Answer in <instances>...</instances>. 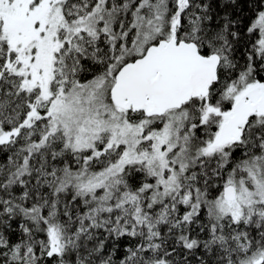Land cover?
Returning <instances> with one entry per match:
<instances>
[{"label":"snow or ice","instance_id":"6c2138e0","mask_svg":"<svg viewBox=\"0 0 264 264\" xmlns=\"http://www.w3.org/2000/svg\"><path fill=\"white\" fill-rule=\"evenodd\" d=\"M0 264H264V0H0Z\"/></svg>","mask_w":264,"mask_h":264}]
</instances>
